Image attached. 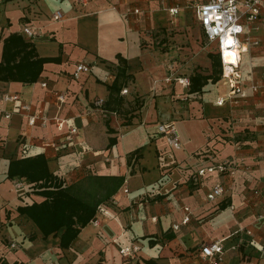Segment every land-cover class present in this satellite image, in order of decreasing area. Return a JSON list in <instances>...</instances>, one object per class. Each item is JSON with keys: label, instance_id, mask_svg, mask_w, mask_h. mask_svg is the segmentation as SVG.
<instances>
[{"label": "crops", "instance_id": "crops-1", "mask_svg": "<svg viewBox=\"0 0 264 264\" xmlns=\"http://www.w3.org/2000/svg\"><path fill=\"white\" fill-rule=\"evenodd\" d=\"M208 1L0 0V62L3 40L17 34L27 41V26L38 57L57 59L32 84L0 81V111L11 112L0 119V264H264V94L230 99L220 79L190 91L195 75L211 76L213 52L203 50L201 27H187L185 14ZM56 12L60 21L52 19ZM251 37L260 44L243 55L246 88L249 64L256 80L264 73V18ZM117 56L131 77L119 93L110 89ZM80 63L90 72L74 79ZM182 77L189 87L179 85ZM5 95H18L30 112H17L19 103ZM27 114L46 122L29 126ZM160 124L175 127L179 150L157 133ZM37 156L63 187L111 181L110 198L67 249L61 233L43 239L16 212L44 198L24 179L9 180V164ZM211 166L227 170L197 177ZM216 184L225 192L208 201ZM214 243L222 254L203 258L201 248ZM125 249L136 251L123 257Z\"/></svg>", "mask_w": 264, "mask_h": 264}, {"label": "trees", "instance_id": "trees-1", "mask_svg": "<svg viewBox=\"0 0 264 264\" xmlns=\"http://www.w3.org/2000/svg\"><path fill=\"white\" fill-rule=\"evenodd\" d=\"M208 58L212 74L209 77L195 75L191 78V92L197 90L194 88L195 84L202 87L209 79L215 83L220 79L222 68L219 56L209 53ZM56 60L39 58L31 43L24 41L20 35L11 34L3 40L0 81L32 84L39 78L43 65ZM117 60L115 79L110 89L111 92L119 93L131 77L126 74V61L120 56H117ZM7 178L24 179L35 186V194L43 197L44 201L18 207L16 212L19 216L27 217L43 235V239L56 237L61 233L62 249L69 248L80 229L93 218L98 205L111 196V181L102 184L99 178L63 187L62 183L49 173L42 156L12 161L8 167ZM120 184L121 181L114 187L117 188Z\"/></svg>", "mask_w": 264, "mask_h": 264}, {"label": "built area", "instance_id": "built-area-1", "mask_svg": "<svg viewBox=\"0 0 264 264\" xmlns=\"http://www.w3.org/2000/svg\"><path fill=\"white\" fill-rule=\"evenodd\" d=\"M264 0H209L207 3L202 4L196 8L195 15L196 19L202 29V32L208 42L216 43L217 54L221 61L222 74L221 81L225 85L230 93L228 98L233 99L238 97L239 99H245L248 96L247 92L252 94H264V78L262 82L255 83L252 80V74L246 75V79L250 83L249 90H247L241 84L242 80V66H243V55L247 54L248 48L250 46H258V40L251 37L252 25L255 24L257 19L261 14L262 5ZM176 10H170L171 15L176 14ZM134 14H138V10L133 11ZM52 19L54 21H60L62 19V14L56 12L53 14ZM23 35L27 41L34 40L37 36L35 31L27 26L23 29ZM228 42H231L228 44ZM236 49L237 57L235 59L236 63L228 64L224 60V49L228 48ZM250 65V64H249ZM90 72V66L84 63L77 64L75 66V71L73 73V78L78 79L81 74H87ZM179 85L187 88L190 85L188 77H182L177 79ZM45 87V84H42ZM123 94L126 90L122 91ZM5 102H18L16 107L17 112H30V106L25 103L19 102L18 95H5ZM218 105L223 104V100L217 101ZM103 105V101L99 100L96 102L97 108ZM11 118V112L0 111V119L9 120ZM39 120L43 125L46 120L42 117L36 115L27 114V124L29 126H34L36 121ZM64 122L58 121L57 128L59 131L63 129ZM77 133V130L72 128L68 130V140L72 138ZM157 133L163 137L172 150H179L181 148L180 137L177 130L172 124H160L157 127ZM214 170H218L220 173H224L227 170L224 166H211L209 168L201 169L197 172V177L202 178L206 174H211ZM225 192L224 187L221 184H216L211 191L207 194L206 199L208 201H215L217 198L221 197ZM122 193L127 195L128 189L124 186ZM233 209V208H231ZM99 211L106 213L102 209ZM187 222V219H185ZM94 226L99 225V220L97 218L91 221ZM134 252L136 249H133ZM128 249L121 250L120 254L123 257H129L130 253L133 252ZM200 254L203 258L213 259L215 256L222 254V248L218 243H214L205 247H202ZM245 264H253L247 262Z\"/></svg>", "mask_w": 264, "mask_h": 264}, {"label": "rangeland", "instance_id": "rangeland-1", "mask_svg": "<svg viewBox=\"0 0 264 264\" xmlns=\"http://www.w3.org/2000/svg\"><path fill=\"white\" fill-rule=\"evenodd\" d=\"M195 11H196V9H195ZM262 11V10H261ZM262 18H264V14H263V16H262V14H260V16H259V18H258V20L259 19H262ZM185 19H188V21H189V25H187V27H189V28H194V27H197L198 25H199V23H198V21H197V19H196V15H195V12H193V10H189L186 14H185ZM199 27V26H198ZM200 34H199V36H200V40H201V46H202V48H203V50H205V51H207V52H213L214 53V51L216 52V55H218L217 54V48H216V43L215 42H213V43H210V42H208V40L206 39V37L204 36V34H203V32H202V30H200V32H199ZM258 44H260V42H258ZM252 47H254V46H250L249 48H248V51L250 52V49L252 48ZM257 47V46H256ZM212 53V54H213ZM247 54H248V52H247ZM246 54V55H247ZM215 55V54H214ZM250 57V59H249V61H250V63L252 62V58L253 57H251V56H249ZM221 62V61H220ZM221 68H222V66H221ZM254 69H255V66H253V64H250L248 67H247V71H246V73H247V75H249V74H252V80L255 82V83H260V82H262V79L264 78V73H263V75L259 78L260 80L258 81V80H256L255 78H254V75H253V73H254ZM222 74V73H221ZM220 79H221V76H220ZM248 81V80H247ZM250 84V83H249ZM246 88V87H245ZM247 90H249V87L248 88H246ZM263 94V93H262Z\"/></svg>", "mask_w": 264, "mask_h": 264}, {"label": "bare ground", "instance_id": "bare-ground-1", "mask_svg": "<svg viewBox=\"0 0 264 264\" xmlns=\"http://www.w3.org/2000/svg\"><path fill=\"white\" fill-rule=\"evenodd\" d=\"M231 43V42H228V44ZM237 51L236 49H229L228 48H225L224 49V60H225V63H228V64H232V63H236L235 59L237 57Z\"/></svg>", "mask_w": 264, "mask_h": 264}]
</instances>
